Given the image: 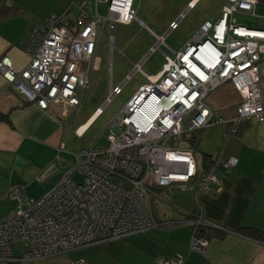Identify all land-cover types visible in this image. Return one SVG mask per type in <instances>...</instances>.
I'll return each instance as SVG.
<instances>
[{
	"label": "built area",
	"instance_id": "2783aa9c",
	"mask_svg": "<svg viewBox=\"0 0 264 264\" xmlns=\"http://www.w3.org/2000/svg\"><path fill=\"white\" fill-rule=\"evenodd\" d=\"M134 1L70 0L64 9L50 13L45 24L32 27L23 45L29 57L26 65L17 69L3 55L0 74L42 109L62 103L78 110L98 67L97 46L104 21L110 19L107 39L113 45L114 22L129 23L137 18ZM98 2L106 3L107 17L99 14ZM256 2L224 0L219 18L210 26L211 33L209 26H202L183 47L171 55L164 54L157 72L145 74L140 62L133 63L132 71L120 84H109L96 115L121 91L132 73L138 71L145 76L110 120L111 135L106 146L76 151L74 165L40 197L25 196L18 185H10L9 197L15 207L0 219V259L17 262L48 257L171 224L174 221L156 222L151 198L160 188L172 184L195 192L220 189L218 177L231 171L236 156L222 159L214 152L200 165L192 148L160 142L171 137L182 140L207 124L223 122L206 98L228 80L241 94V100L228 119L231 125L224 135L238 133L242 119L264 120L259 75L264 28L248 27L236 18L240 11L252 13ZM160 43L165 44L163 36H157L152 50ZM74 172L81 173L79 180L73 177ZM192 223L209 225L197 216ZM207 242L206 236L195 233L190 248L203 251ZM18 243L25 250L15 256L12 245ZM160 263L182 264V258H161ZM75 264H84V260L78 259Z\"/></svg>",
	"mask_w": 264,
	"mask_h": 264
},
{
	"label": "crops",
	"instance_id": "0c3cea01",
	"mask_svg": "<svg viewBox=\"0 0 264 264\" xmlns=\"http://www.w3.org/2000/svg\"><path fill=\"white\" fill-rule=\"evenodd\" d=\"M69 1L0 0V57L8 56L15 68L22 69L29 60L23 45L32 27L45 24L50 13L64 9ZM223 5L224 0H141L142 19L136 20L143 34L132 65L140 62L142 69L153 50L161 47V66L164 54L171 55L183 47L202 26H209L211 33L210 26L219 18ZM237 14L256 17L259 27L264 28V0H257L252 13ZM237 14V21L244 24ZM173 22L176 24L171 27ZM111 36L113 43V30ZM157 36H163L165 44L152 50ZM111 68L110 63L109 84L114 86ZM259 75L264 103V55L259 61ZM206 99L214 114L224 121L197 130L200 154L196 156L193 151L196 161L204 165L214 152L222 159L237 157L231 171L218 177V191L195 192L179 184L160 188L151 198L152 214L157 223L174 221L170 225H155L48 257L17 262L0 259V264H75L78 259L84 264H161V258L175 256L182 258V264H264V238L259 235L264 233V120L242 119L239 132L226 137L224 132L231 125L228 119L235 114L241 94L228 80L209 92ZM98 107L81 113L74 127L80 108L51 103L49 109H42L0 74V112L7 116L0 120V219L15 207L9 197L10 185L16 184L25 196L37 198L74 165L79 146L73 140L84 135ZM194 214L209 223L202 225L208 239L203 251L190 248L191 237L198 231L192 223ZM15 245L13 255H21L24 251L16 254Z\"/></svg>",
	"mask_w": 264,
	"mask_h": 264
},
{
	"label": "rangeland",
	"instance_id": "374dc122",
	"mask_svg": "<svg viewBox=\"0 0 264 264\" xmlns=\"http://www.w3.org/2000/svg\"><path fill=\"white\" fill-rule=\"evenodd\" d=\"M134 6L136 8V14L139 19H142V6L141 0H135ZM98 12L101 16L107 17V5L104 2H98ZM246 26L260 28L256 17L237 14ZM110 33V19L107 18L102 27V34L99 37L97 54L99 56V64L94 69L89 92L86 100L80 107V111L75 113L74 127L79 122V115L81 113L87 114L94 110L97 106H101L106 99L109 88V66H112V84H120L126 76L132 71V61H136L138 55L137 44L140 43V38L143 34L140 23L133 19L129 23H122L119 21L114 22L113 26V45L110 44L107 37ZM100 30L98 27V36ZM139 42V43H138ZM161 47L155 49L147 57L146 61L142 64V69L147 73H155L161 62ZM169 52V50H167ZM145 80V77L140 72H134L124 82L121 87V91L114 95L110 102L106 104L100 114L96 116L93 122L90 124L87 131L82 137H75L73 142L80 148L89 146H106L109 143V137L111 135V129L108 126L110 120L115 116L119 109L123 106L125 101L134 92L137 86ZM80 92V90H79ZM74 114V113H73ZM187 119V118H186ZM199 131H192L187 133L182 140H176L174 137L161 140V144L173 147H190L193 149L196 156H199L198 144H199ZM192 137L194 140L192 141ZM74 178L79 180L81 178L80 172H75ZM177 190V188H175ZM158 199V196L155 198ZM157 201V200H155ZM25 246L22 243L14 246V252L21 253L24 251Z\"/></svg>",
	"mask_w": 264,
	"mask_h": 264
},
{
	"label": "trees",
	"instance_id": "16d2710c",
	"mask_svg": "<svg viewBox=\"0 0 264 264\" xmlns=\"http://www.w3.org/2000/svg\"><path fill=\"white\" fill-rule=\"evenodd\" d=\"M134 2H135V1H134ZM6 118H7V116H6L5 114H3V113L0 112V120H2V119H6ZM213 123H219V122H213ZM238 132H239V131H238ZM236 134H237V133H236ZM236 134H235V135H236ZM233 136H234V135H233ZM231 137H232V136H231ZM192 139H193V137H192ZM208 156H209V155H208ZM191 215H193V213H191ZM188 216H189V215H188ZM196 216H197V215L194 214V217H196ZM165 221L167 222V221H171V220H165ZM171 224H172V222H171ZM167 225H170V224H167ZM195 225H196V229L198 230L197 233H199V234H203V233H202V232H203V229H202L203 227H202V225H200V224H195ZM248 229H251V228H248ZM253 230H255L254 232L257 233V230H258V229H255V228H254ZM218 233H220V232H218ZM259 235H260L262 238H264V233H261V232H260Z\"/></svg>",
	"mask_w": 264,
	"mask_h": 264
}]
</instances>
